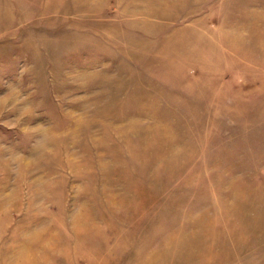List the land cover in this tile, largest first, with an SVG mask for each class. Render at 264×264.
Segmentation results:
<instances>
[{"label": "rangeland", "instance_id": "obj_1", "mask_svg": "<svg viewBox=\"0 0 264 264\" xmlns=\"http://www.w3.org/2000/svg\"><path fill=\"white\" fill-rule=\"evenodd\" d=\"M0 264H264V0H0Z\"/></svg>", "mask_w": 264, "mask_h": 264}]
</instances>
